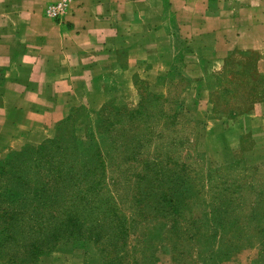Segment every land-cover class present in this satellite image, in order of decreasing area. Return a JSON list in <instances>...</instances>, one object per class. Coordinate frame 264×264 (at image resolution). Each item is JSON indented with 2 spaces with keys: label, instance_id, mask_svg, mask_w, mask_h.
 Returning a JSON list of instances; mask_svg holds the SVG:
<instances>
[{
  "label": "trees",
  "instance_id": "1",
  "mask_svg": "<svg viewBox=\"0 0 264 264\" xmlns=\"http://www.w3.org/2000/svg\"><path fill=\"white\" fill-rule=\"evenodd\" d=\"M172 76L168 75L167 79ZM137 78L134 76L135 86ZM234 85L230 78L211 92L213 113H218V106L224 103V111H218H227L232 117L236 115L237 110L231 105L236 98ZM262 99L264 96L259 98ZM162 103L157 100L156 105ZM80 107H70L68 114L56 122L52 138L37 145L26 143L0 158V264H37L40 256L66 242L73 248L93 244L101 264H156L158 246L166 245L159 239L153 243L152 237L136 235L137 226L149 217L151 220L162 218L172 224L167 232L174 233L177 225H193L183 213L188 204L186 200L196 195L198 202L203 191L195 187L198 182L191 178V171L184 170L185 163L165 152L143 159L140 171L133 175L128 173L130 167L134 171L139 154L155 140H159L156 148L165 145L163 142L170 148L161 131L145 134L152 126H143V133L149 134L148 140L137 137L141 129L139 123L143 117L151 115V110L143 105L128 110L114 103H103L97 110H90L94 115L93 125L89 126L83 140L74 134H63L74 111ZM157 113L162 117L166 114L162 108H157ZM177 114L173 112L171 116ZM122 167L126 169L124 172ZM172 167L178 173H171ZM245 169L250 171L249 178L259 170L256 166ZM207 171L211 191L216 180L220 183V187L210 193L209 202H202L209 209L213 230L200 234L208 220L207 214L204 220L199 219V227L188 236L199 249L198 256L190 258L189 264H205L200 244L208 251L207 261L215 262L233 253L236 247L252 243L259 246L258 263L264 264V189L245 185L233 191L232 184L238 182L228 181L219 171ZM197 179L199 181L198 176ZM130 180L134 182L131 188L120 185ZM153 181L157 182L154 187ZM141 182L147 183L146 191L139 187ZM122 188L131 191L126 193L128 198L120 194L125 190ZM246 192L253 198L249 202ZM186 232L191 231L187 228ZM6 245L13 246L16 253L4 255Z\"/></svg>",
  "mask_w": 264,
  "mask_h": 264
},
{
  "label": "crops",
  "instance_id": "2",
  "mask_svg": "<svg viewBox=\"0 0 264 264\" xmlns=\"http://www.w3.org/2000/svg\"><path fill=\"white\" fill-rule=\"evenodd\" d=\"M53 1L0 0V158L49 137L70 107L107 96L108 82L130 89L138 75L159 92L166 75H199L209 110L225 67L264 74V0H70L52 20L43 9ZM207 125L226 135L222 120ZM234 127L262 157L264 101Z\"/></svg>",
  "mask_w": 264,
  "mask_h": 264
},
{
  "label": "rangeland",
  "instance_id": "3",
  "mask_svg": "<svg viewBox=\"0 0 264 264\" xmlns=\"http://www.w3.org/2000/svg\"><path fill=\"white\" fill-rule=\"evenodd\" d=\"M250 58L254 59L255 56L252 55ZM234 73H240L241 75H234ZM114 76L119 79V75ZM134 76L139 77L138 75H133V81ZM166 78L167 75L162 84V90L159 92L150 89L147 80L141 77L137 78L136 86L133 82L134 87L130 89L121 82L116 86H111L109 85L110 82H108V85H105L104 87L105 91L107 90V96L101 95V97H99L100 99L96 100V102L94 101V98H91V104L88 103L90 101L87 100L86 104L74 105H81L82 107L74 111L73 118H71L70 122L66 125L63 134L65 136L74 134L78 138L84 140L87 137L89 126L91 127V125H93L92 120L94 115L90 114V110H97L103 103H114V105L125 107L128 110L138 109L143 105L144 108L147 106L148 111L151 110V115L143 117V121L139 123L141 129L140 131L138 130L137 137H140L145 141L148 140L147 138L149 137V134H145L149 131L152 134L161 131L166 136L164 140L169 142L170 148L168 147V144L167 147L165 146V142H163L165 145L161 148H156L155 143L159 140H155L150 147L139 154V160L136 161L137 164L134 165V171L131 167L128 168L129 175H133V173L142 169L140 161L143 159L147 157L152 159L157 155L169 152L172 157L185 163L184 170L187 168L188 171H191V178L199 183H197L195 187L199 186L203 193L199 196L198 202L196 195H191L186 200L188 204L183 213L187 222L193 223L192 226H188V224H184L183 226L177 225L174 233L170 231L167 232L170 224L169 222H166L162 218L151 220L152 217H149L137 226L136 235L141 234L145 237H152L151 241H153V243L159 239L166 245L167 251L158 253V257L160 258V255L162 257V264H189L190 258H193L195 255L198 256V245L194 241L188 240V236L199 227V219L204 220L207 214L208 220L204 224L203 231L200 234L208 231L209 233H212L213 230L209 223V220L211 219L209 209L203 204L209 202V199H211L210 193L216 191L217 188L220 187V183L216 180L211 191L209 188L212 183H207L206 179L207 170L212 169L219 171L222 173L223 177L228 179V181L238 182L239 184H232V188H234L233 191L237 189V186L244 187L245 185H252L256 190L264 189V155L260 153L262 150L259 149L256 152L260 153L262 157L257 158L254 154L250 156L251 154H249V152L253 151L255 146L250 133H237L238 129L234 127V124L238 122L239 117L251 113L255 103L264 101V99L259 100V98L264 96V74L258 76L255 75L251 69L248 71L242 70L241 72L239 70L234 71L229 67H225L224 75H215L216 81L219 83V85L217 83L216 89H218L225 80H229L230 78L235 82L233 89L236 98L231 103V105H234V108L237 110L234 117L229 116L227 111H225V113H220L218 111H224L226 108L224 103H220L218 106V113H213V105L210 101L211 93L207 95L208 101L206 102L211 105L210 109H205L204 99H206V97L204 95L201 96L200 94H204V88L201 85V77L199 75L194 82H188L185 75H173L172 79ZM114 83L116 84L115 81ZM189 88L194 89V93L189 91ZM150 100H152V102ZM157 100L162 101V105H156ZM180 103L183 105L182 107ZM197 103L198 106H196ZM157 108H162L166 114H164L163 117L158 113L156 115L155 112H157ZM248 108L249 110H247ZM173 112H177L178 114L175 117H172L171 114ZM210 119L222 120L225 127V136L221 135V131L220 133H217L211 125L208 127L207 122ZM122 120L126 121L125 119ZM116 126L121 125L117 124ZM143 126H152L154 129L148 127L144 134ZM55 128L56 126H54L53 133L43 140L52 138L55 135ZM228 129L230 132H227ZM170 142H173V144H170ZM39 143L32 145H37ZM23 145L17 149L21 148ZM10 150L11 149H9L7 153ZM252 166L258 167L259 170L249 178L247 177L249 176L247 173H250V171L245 168ZM125 170V167H122V171L124 172ZM170 172L173 174L174 172L178 173L173 167L170 169ZM197 176L199 177V181ZM156 184L157 182L153 181L152 186L154 187ZM120 185H128V187L130 186L131 188L134 185V182L130 180L128 182H121ZM139 187L146 191L145 189H147L148 185L145 182H141ZM111 188L113 189L112 185ZM122 189L125 190H121L120 194L124 196L128 195L126 193L131 192L126 188ZM244 194L247 196V202L253 199L248 196L247 192ZM128 197L129 196H127V198ZM118 201L119 200H117V202ZM234 202L238 201L235 200ZM123 205L124 207L128 206L125 201L123 202ZM244 211L246 213V210L241 209V212ZM239 226L241 227V225ZM187 228L191 232H186ZM170 230H172L171 227ZM249 237H252V235ZM204 248L205 246L200 244V250H203L202 256L204 257L205 264H263V262L258 263L261 259L259 257L260 250L259 246L255 243L240 245L236 247L237 249H235L233 253L215 262L207 261V256L205 255H207L208 251L204 250ZM3 250L4 255L8 253L11 254L12 252L13 254L16 253L13 246L9 247L6 245ZM37 264H101V257L98 250L91 243H88L84 247L73 248L70 243L66 242L59 243L57 247L51 250L48 254L40 256Z\"/></svg>",
  "mask_w": 264,
  "mask_h": 264
},
{
  "label": "built area",
  "instance_id": "4",
  "mask_svg": "<svg viewBox=\"0 0 264 264\" xmlns=\"http://www.w3.org/2000/svg\"><path fill=\"white\" fill-rule=\"evenodd\" d=\"M69 3L70 0H55L48 3L43 12L50 19H59L68 10Z\"/></svg>",
  "mask_w": 264,
  "mask_h": 264
}]
</instances>
